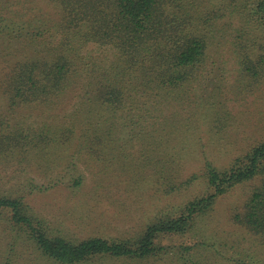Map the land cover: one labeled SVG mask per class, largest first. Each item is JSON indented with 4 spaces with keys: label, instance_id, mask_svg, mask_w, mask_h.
I'll list each match as a JSON object with an SVG mask.
<instances>
[{
    "label": "rangeland",
    "instance_id": "rangeland-1",
    "mask_svg": "<svg viewBox=\"0 0 264 264\" xmlns=\"http://www.w3.org/2000/svg\"><path fill=\"white\" fill-rule=\"evenodd\" d=\"M18 1L31 6V0ZM212 19L207 56L194 79L151 100L140 93L132 109L126 101L114 116L112 137L92 136V144L91 137L86 139L93 151L83 146L69 168L54 163L48 178L64 174L48 187L42 151L31 141L45 115L36 103L21 98L12 99V105L8 91L11 69L22 64L25 48L31 49L22 42L9 46L0 37V194L20 189L27 208L50 235L74 243L95 237L136 239L158 216H175L208 194L206 163L225 171L264 142V65L259 56L264 50L247 42L251 36L239 29L235 18L218 13ZM247 53L253 59L251 69L241 59ZM64 98L61 107L71 112V100ZM5 136L23 147H6ZM60 153L49 150L48 157ZM79 176L85 178L83 185L73 186ZM261 190L264 166L219 195L185 232L158 236L151 255L93 256L78 264H264V232L245 222L246 205ZM10 217L9 211L0 212V264H60L44 254L27 226L12 223Z\"/></svg>",
    "mask_w": 264,
    "mask_h": 264
},
{
    "label": "trees",
    "instance_id": "trees-1",
    "mask_svg": "<svg viewBox=\"0 0 264 264\" xmlns=\"http://www.w3.org/2000/svg\"><path fill=\"white\" fill-rule=\"evenodd\" d=\"M187 1L31 0L30 7H22L24 3L18 0L15 6L11 0H0V37L9 46L22 42L31 49L29 53L25 48L24 61L11 69L8 91L10 102L21 98L36 103L45 115L31 141L36 140L34 145L42 151L47 187L64 174L48 178L54 163L60 162L62 170L69 168L83 146L93 151L84 144L86 139L91 137L92 144L95 136L98 140L112 137L117 123L114 116L125 108L126 101L132 109L137 107L135 99L140 93L151 100L194 79L207 56L212 15L235 18L239 29L251 36L247 42L264 50V0H233L231 4L224 3L227 0H202L203 4L190 0L188 7ZM96 51L105 55L96 56ZM254 56H260L264 65L263 53ZM241 59L249 61L247 69L253 67L248 53ZM63 98H70L71 112L62 109ZM5 138L9 140L6 147H23L18 145L20 141ZM49 150L62 153L51 158ZM262 166L264 142L225 171L206 163L208 194L189 202L175 216H158L136 239L126 241L95 237L74 243L52 237L45 223L27 208L20 189L8 196L0 194V212L9 211L12 223L27 226L44 254L60 264H78L93 256L141 258L156 250L158 236L185 232L193 218L210 210L219 195L253 177ZM84 180L79 176L73 186L83 185ZM246 206L245 222L254 231L264 232V190L255 192Z\"/></svg>",
    "mask_w": 264,
    "mask_h": 264
}]
</instances>
